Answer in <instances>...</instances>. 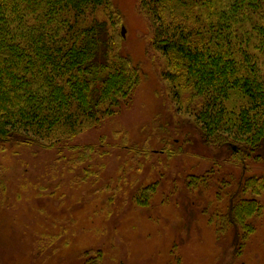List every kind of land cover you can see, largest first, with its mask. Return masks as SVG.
I'll use <instances>...</instances> for the list:
<instances>
[{
	"label": "trees",
	"instance_id": "16d2710c",
	"mask_svg": "<svg viewBox=\"0 0 264 264\" xmlns=\"http://www.w3.org/2000/svg\"><path fill=\"white\" fill-rule=\"evenodd\" d=\"M137 11L147 28L146 60L157 67L173 112L196 134L158 123L166 135L161 152L175 158L188 152L184 144L198 143L213 163L224 155L242 169L225 214L212 217L233 232L237 253L262 212L264 176L243 170L264 144V0H137ZM120 21L112 0H0V149L60 148L131 102L144 77L122 50ZM178 133L182 145L170 140ZM67 150L73 166L95 153L91 146ZM131 150L150 159L145 146ZM216 172L186 184L205 185ZM96 176L85 169L81 180ZM154 188L136 195L146 201Z\"/></svg>",
	"mask_w": 264,
	"mask_h": 264
},
{
	"label": "rangeland",
	"instance_id": "374dc122",
	"mask_svg": "<svg viewBox=\"0 0 264 264\" xmlns=\"http://www.w3.org/2000/svg\"><path fill=\"white\" fill-rule=\"evenodd\" d=\"M112 3L121 15L115 29H124L122 50L144 80L118 114L60 148L0 149V264H264V190L253 232L235 253L233 232L212 217L225 214L242 169L225 163L224 155L213 163L212 152L198 143L184 144L188 152L175 158L161 152L166 135L158 123H181L194 140L195 129L173 112L157 67L146 60L147 28L137 0ZM170 140L182 145L183 133ZM132 144L149 148L150 159L134 157ZM68 146H91L95 153L73 166ZM257 151L258 161L246 163L244 174L264 176V144ZM211 168L217 172L207 184L187 186L188 177ZM85 169L98 176L81 180ZM152 184L146 201L136 195Z\"/></svg>",
	"mask_w": 264,
	"mask_h": 264
},
{
	"label": "water",
	"instance_id": "95a60500",
	"mask_svg": "<svg viewBox=\"0 0 264 264\" xmlns=\"http://www.w3.org/2000/svg\"><path fill=\"white\" fill-rule=\"evenodd\" d=\"M121 36L124 37V29L121 28Z\"/></svg>",
	"mask_w": 264,
	"mask_h": 264
}]
</instances>
